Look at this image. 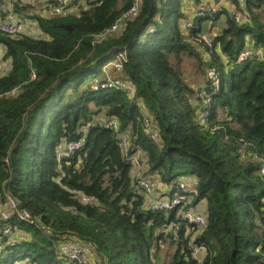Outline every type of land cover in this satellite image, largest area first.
Instances as JSON below:
<instances>
[{
	"label": "trees",
	"instance_id": "1",
	"mask_svg": "<svg viewBox=\"0 0 264 264\" xmlns=\"http://www.w3.org/2000/svg\"><path fill=\"white\" fill-rule=\"evenodd\" d=\"M188 1L223 10L193 18L185 31L194 13ZM72 3L78 12L24 14L40 35L0 30L11 64L0 76V199L10 194L34 220L15 214L0 222V230L12 227L0 232V264H74L58 251L72 239L88 249L90 264H160L164 245L174 248L164 264H264V60L237 62L246 46L264 48V0ZM212 19L221 22L213 45L193 44L211 31ZM115 53L122 66L112 77L128 80L133 96L91 87L108 78ZM185 56L198 60L202 76L214 64L220 71L217 89L208 79L204 85L211 97L206 124L181 68ZM110 118L118 129L107 126ZM147 118L158 140L145 133ZM81 138L79 150L59 158L65 144ZM136 152L146 163L143 177L191 180L196 193L188 207L203 201V228L178 209L148 208L129 159Z\"/></svg>",
	"mask_w": 264,
	"mask_h": 264
},
{
	"label": "built area",
	"instance_id": "2",
	"mask_svg": "<svg viewBox=\"0 0 264 264\" xmlns=\"http://www.w3.org/2000/svg\"><path fill=\"white\" fill-rule=\"evenodd\" d=\"M57 3L47 5L45 8V13L50 15H58L62 14L65 11L73 12L71 8H69L68 0H56ZM71 7V6H70ZM1 9H4V2L0 0V30L7 33H27V21L23 17H16L14 15L3 16L1 14ZM136 9L133 8L129 12H134ZM223 6L213 2H203L202 6L199 9H194V13L191 19H187L183 22L182 27L185 31H187L194 24L193 18L200 17L205 15L208 12H217L222 11ZM128 12V13H129ZM128 13L124 14L116 23H114L108 30V32L117 31L121 22L128 17ZM237 16V19L242 20V17L234 12ZM28 34V33H27ZM216 36V32L205 33L200 37H195L191 39L193 44H205L208 46L213 45V39ZM218 53L222 56V52L220 47L217 48ZM120 53H115L111 57L113 60L110 61V64L115 68L120 69ZM258 59L264 60V48L263 47H254V46H246L243 51L237 57V62L241 63L249 59ZM35 77L34 74H32ZM207 79L211 82V89H217L221 82V75L219 68L216 64L211 65L207 71ZM91 87L93 89H107V88H124L131 96L134 95L133 86L126 81H123L120 78L108 76L107 79L104 80H94L91 83ZM210 92L206 88V86L202 87L199 92V101L198 105L200 108L199 112V121L203 124L207 123V107L210 101ZM107 126L118 129L119 122L116 118H110L106 121ZM145 133H147L151 139L158 140L157 132L151 128L150 119L147 118L145 120ZM85 143V138H81L77 141H71L65 144L64 147L59 151V158H69L71 157L77 150H79L83 144ZM121 143L123 145V149L127 153L128 146L130 145V138L127 134L122 136ZM129 159L132 161L134 170H137L138 173L142 172L145 169L146 163L141 156L140 152H136L129 156ZM262 172L264 173V168H262ZM139 186L142 188L145 197H146V205L148 208L153 210H172L178 209L179 215L186 221L191 222L201 228L205 225V216L204 214L196 211L192 207H188V204L193 199V193H196L195 188L192 185L191 180H187L185 178H181L177 180L174 184H172L171 189L164 192H157V179L154 175L148 177H139L138 178ZM84 201H89L90 197L83 195ZM19 215V217L25 221L33 222L34 220L31 217V214L23 210L19 207L17 200L11 196L10 194H6L4 199L0 200V222L9 220L13 215ZM1 230L8 234L12 231V227L5 224L1 228ZM0 230V232H1ZM58 251L61 258L65 259L69 263L72 262L74 264H85L87 260V248L78 243L77 241L70 240L62 242L58 245ZM195 253L200 260V256L203 254V248L198 247L195 249ZM86 257V258H85Z\"/></svg>",
	"mask_w": 264,
	"mask_h": 264
},
{
	"label": "rangeland",
	"instance_id": "3",
	"mask_svg": "<svg viewBox=\"0 0 264 264\" xmlns=\"http://www.w3.org/2000/svg\"><path fill=\"white\" fill-rule=\"evenodd\" d=\"M29 1L30 0H23V6H25L27 8L26 10H28V9H32V11H42L43 10L42 12H45L46 2H45L44 6H41V3H42L41 0H34L33 3H31V4L29 3ZM68 1H69V5L71 6V9L74 10L75 12H78L79 9H78V7L73 5L72 0H68ZM27 3H29V4H27ZM187 4H188V6H187L188 9H191V8L195 9L198 6L196 3L192 2V1H188ZM221 19H223V17ZM215 22H216L215 19H212L208 22V27L211 31H208L206 33H212V31L216 32L218 30V28L216 26H218L221 22L220 23L217 22L218 24H215ZM26 23H27V29H26L27 33H36L37 32V30L33 26L29 25L28 22H26ZM203 34H205V33H203ZM226 58L227 57L224 54H222L221 59L223 62L226 61ZM108 64H110V62ZM198 67H199V63H198L197 59L192 58V57H188V56L184 57L183 62H182V66H181V68L184 72V76L186 77V79L188 80V82L190 84L196 83V84H193L194 86L193 85L192 86L197 90L198 96H199V92H200L201 88L204 87V85H206L205 83L207 82V71L209 68L208 67L206 68L207 70H206V73L204 74L205 76H202V74H200L198 72ZM114 68L115 67L113 66L112 68L107 69L106 73L108 76H116L117 74H119V72H116L114 70ZM117 71H119V70H117ZM122 80L129 82L128 80H124V79H122ZM144 175H145V172H143L141 174L142 177ZM154 176L157 178V181L159 180L160 182H162V180H160L157 175H154ZM173 250H174V248L170 245L162 246L161 252H160V262L159 263L160 264L166 263V261H168V259L170 258V254L173 252ZM88 253H89V251H87L86 256H87V259H89V264H90L91 260L89 258Z\"/></svg>",
	"mask_w": 264,
	"mask_h": 264
},
{
	"label": "crops",
	"instance_id": "4",
	"mask_svg": "<svg viewBox=\"0 0 264 264\" xmlns=\"http://www.w3.org/2000/svg\"><path fill=\"white\" fill-rule=\"evenodd\" d=\"M34 0H30L29 3H33ZM41 6L45 5L46 0H41ZM27 3V4H29ZM4 9H7L8 12L6 15H14L16 17H23L25 19L24 14L29 15L32 14L33 11L32 9H28L25 6H23V0H4ZM43 11V10H42ZM42 11H36L39 12L40 14H45V12ZM26 21L29 23V25L33 26L37 32L36 33H28L30 35H40V29L37 27L36 23L34 21H31L30 19L26 18ZM5 55V47L3 45H0V76L5 74L9 67H10V60L8 59H4L3 56ZM196 84V83H193ZM192 84V85H193ZM194 86V85H193ZM134 169V168H133ZM144 172V170L140 173H138L137 170H135V175H137L138 177H142L141 174ZM150 176V175H148ZM157 179V178H156ZM157 192H168L171 189L172 184L169 183H165V182H160L159 180L157 181ZM203 204V201H201L198 204V207H195L194 209H196L198 212L202 213V211L200 210L201 206Z\"/></svg>",
	"mask_w": 264,
	"mask_h": 264
},
{
	"label": "water",
	"instance_id": "5",
	"mask_svg": "<svg viewBox=\"0 0 264 264\" xmlns=\"http://www.w3.org/2000/svg\"><path fill=\"white\" fill-rule=\"evenodd\" d=\"M19 207L21 208V205H19Z\"/></svg>",
	"mask_w": 264,
	"mask_h": 264
},
{
	"label": "bare ground",
	"instance_id": "6",
	"mask_svg": "<svg viewBox=\"0 0 264 264\" xmlns=\"http://www.w3.org/2000/svg\"><path fill=\"white\" fill-rule=\"evenodd\" d=\"M108 64V63H107Z\"/></svg>",
	"mask_w": 264,
	"mask_h": 264
}]
</instances>
